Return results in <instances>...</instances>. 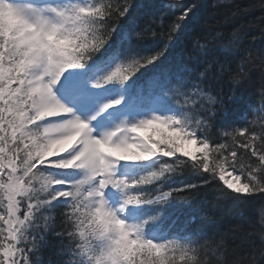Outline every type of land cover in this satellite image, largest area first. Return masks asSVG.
<instances>
[{
	"label": "snow or ice",
	"instance_id": "1",
	"mask_svg": "<svg viewBox=\"0 0 264 264\" xmlns=\"http://www.w3.org/2000/svg\"><path fill=\"white\" fill-rule=\"evenodd\" d=\"M18 2L0 0L26 26L0 28V264L264 252V107L239 115L253 69L264 105V0ZM221 210L239 219L208 227Z\"/></svg>",
	"mask_w": 264,
	"mask_h": 264
},
{
	"label": "trees",
	"instance_id": "2",
	"mask_svg": "<svg viewBox=\"0 0 264 264\" xmlns=\"http://www.w3.org/2000/svg\"><path fill=\"white\" fill-rule=\"evenodd\" d=\"M236 2L239 3V2H241V0H236ZM209 3H211V2H209ZM231 3H232V0H226V3L225 4L223 3V4L225 7H227V6H230ZM224 15H225V9L221 8L220 11L216 12L214 19L221 21V25H220V28L218 30L222 31V33L225 36L224 42L227 43L228 36L231 33V31H232L233 27L235 26V24L237 23V21L235 19H233L231 22H226V21H224ZM255 15H257V16L260 15L258 10L255 12ZM251 18L252 17L249 16V17H246L244 19H251ZM209 23H214V20H210ZM256 32H257V35H259V31L256 30ZM251 43L254 47H257V48L264 47V37H261L260 42L252 41ZM253 77H254V80H255L257 87L255 88V90H253L251 92V95H248L245 98V103L243 105V108L241 110H239V115L240 116L243 115V117L248 119L249 121L256 119L255 113L258 110H260L262 107H264V105H262L261 101H260V92H259V87H258V85H259V72L256 69H253ZM247 105L252 106V111L254 113L252 116H248L246 113L244 114V111L247 110ZM170 211H171L174 219H178L180 221H183L188 216V214L193 211V209L188 208L187 205L179 204L175 208L171 209ZM238 219H239V216L236 213L228 211V210H221V211H218L212 217L211 222L208 223L207 226L208 227H214V228L219 229V230H223L225 227L234 225ZM256 224H257V227H259V219L258 218H257ZM165 227H166V225H165ZM45 259H47V257H45Z\"/></svg>",
	"mask_w": 264,
	"mask_h": 264
},
{
	"label": "clouds",
	"instance_id": "3",
	"mask_svg": "<svg viewBox=\"0 0 264 264\" xmlns=\"http://www.w3.org/2000/svg\"><path fill=\"white\" fill-rule=\"evenodd\" d=\"M16 5L18 7H21L22 5L18 2V0H15ZM259 2V0H257ZM259 11V9H258ZM0 17H2L5 22H8L9 20L13 21V27L6 26L4 28V36L5 38H8L10 30L14 27H17V37L20 34V31H22L26 26L22 25L21 22L17 19L15 13L13 12L12 7H10L7 3H0ZM13 37V39L17 38ZM257 231L261 235V238L264 239V220L259 221V227L257 228ZM106 252V247L101 246L99 250H97L94 255L97 257L104 258V254ZM95 264V262H93ZM190 264H217L216 261H214L210 256H200L196 255L195 257H192L190 260ZM220 264H264V252H261L259 256H257L256 259L252 261H245L242 259H233L228 260L227 258L223 259Z\"/></svg>",
	"mask_w": 264,
	"mask_h": 264
},
{
	"label": "bare ground",
	"instance_id": "4",
	"mask_svg": "<svg viewBox=\"0 0 264 264\" xmlns=\"http://www.w3.org/2000/svg\"><path fill=\"white\" fill-rule=\"evenodd\" d=\"M223 1H224L223 3L225 4L226 3V0H223ZM208 2H211L212 3L213 0H208Z\"/></svg>",
	"mask_w": 264,
	"mask_h": 264
}]
</instances>
